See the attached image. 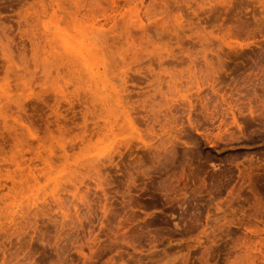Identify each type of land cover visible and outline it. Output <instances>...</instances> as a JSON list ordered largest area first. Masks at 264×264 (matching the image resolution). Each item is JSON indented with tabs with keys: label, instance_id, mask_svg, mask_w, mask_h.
Returning a JSON list of instances; mask_svg holds the SVG:
<instances>
[{
	"label": "rangeland",
	"instance_id": "1",
	"mask_svg": "<svg viewBox=\"0 0 264 264\" xmlns=\"http://www.w3.org/2000/svg\"><path fill=\"white\" fill-rule=\"evenodd\" d=\"M0 106V264H264V0H0Z\"/></svg>",
	"mask_w": 264,
	"mask_h": 264
},
{
	"label": "bare ground",
	"instance_id": "2",
	"mask_svg": "<svg viewBox=\"0 0 264 264\" xmlns=\"http://www.w3.org/2000/svg\"><path fill=\"white\" fill-rule=\"evenodd\" d=\"M60 34H61V33H60ZM59 37H60V35H59ZM74 42H75V40H74ZM73 44H74V43H73ZM71 46H72V45H71ZM56 50H57V49H56ZM89 51H90V50H89ZM89 51H88V52H89ZM61 52H62V51H61ZM88 52H87V53H88ZM60 54H61V53H60ZM83 54H84V53H83ZM51 55H52V54H51ZM91 55H93V54H91ZM56 56H57V55H56ZM86 57H87V56H86ZM44 68H45V67H44ZM43 72H44V71H43ZM24 84H25V83H24ZM6 100H7V99H6ZM4 101H5V100H4ZM1 102H2V101H1ZM2 103H4V102H2ZM1 106H2V104H1ZM1 106H0V107H1ZM15 108H16V107H15ZM18 114H19V113H18ZM0 118H2V116H1ZM17 118H18V117H17ZM2 121H3V120H2ZM16 121H17V120H16ZM19 164H21V162H20ZM24 165H25V163H24ZM15 166H16V164H15ZM13 167H14V166H13ZM14 168H16V167H14ZM31 169H32V168H31ZM15 179H16V178H15Z\"/></svg>",
	"mask_w": 264,
	"mask_h": 264
}]
</instances>
